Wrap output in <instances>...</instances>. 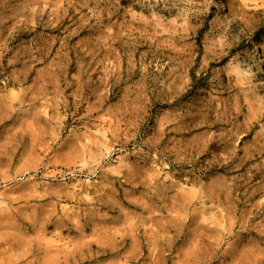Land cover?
Listing matches in <instances>:
<instances>
[{
  "label": "clouds",
  "instance_id": "9594fccd",
  "mask_svg": "<svg viewBox=\"0 0 264 264\" xmlns=\"http://www.w3.org/2000/svg\"><path fill=\"white\" fill-rule=\"evenodd\" d=\"M0 264H264V0H0Z\"/></svg>",
  "mask_w": 264,
  "mask_h": 264
}]
</instances>
